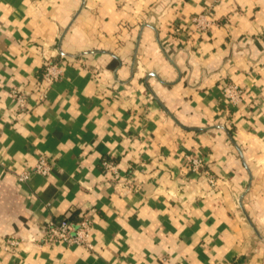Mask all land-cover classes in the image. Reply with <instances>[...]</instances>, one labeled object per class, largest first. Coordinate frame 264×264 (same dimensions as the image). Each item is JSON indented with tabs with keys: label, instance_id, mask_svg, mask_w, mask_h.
Wrapping results in <instances>:
<instances>
[{
	"label": "crops",
	"instance_id": "1",
	"mask_svg": "<svg viewBox=\"0 0 264 264\" xmlns=\"http://www.w3.org/2000/svg\"><path fill=\"white\" fill-rule=\"evenodd\" d=\"M91 209L92 249L28 238ZM222 261L264 264V0H0V264Z\"/></svg>",
	"mask_w": 264,
	"mask_h": 264
},
{
	"label": "built area",
	"instance_id": "2",
	"mask_svg": "<svg viewBox=\"0 0 264 264\" xmlns=\"http://www.w3.org/2000/svg\"><path fill=\"white\" fill-rule=\"evenodd\" d=\"M194 22L202 29L207 28L212 23V21L207 18L206 14H199L195 16ZM60 75V63L56 60L47 59L43 64V72L41 75L42 81L47 85H50L56 81ZM244 92L243 87L234 83H229L224 87L226 100L234 105H238L243 100L245 95ZM12 94L20 105L24 106L26 104V97L23 89L15 87L12 89ZM191 159L194 168H198L204 164L202 158L192 157ZM103 164L107 170L114 172L115 177L119 176L117 166L112 160H105ZM51 167V159L42 155L38 157L37 162L34 165V170L42 174H48ZM28 177V170H23L18 174L19 181H25ZM210 182L215 185L217 180L214 179V177H210ZM91 210L81 211L78 219H72L66 216L53 219L51 218L40 230L36 229L37 231H32L28 238L41 244H76L84 246L87 249H92L93 243L91 241V234L94 218L93 210ZM22 240V237L10 235L4 238V246L8 250L16 249L20 243H22ZM214 264H237V262L222 261Z\"/></svg>",
	"mask_w": 264,
	"mask_h": 264
}]
</instances>
